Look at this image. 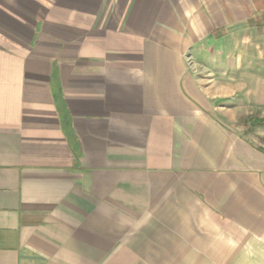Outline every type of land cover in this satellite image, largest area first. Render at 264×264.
Segmentation results:
<instances>
[{"label":"crops","instance_id":"1","mask_svg":"<svg viewBox=\"0 0 264 264\" xmlns=\"http://www.w3.org/2000/svg\"><path fill=\"white\" fill-rule=\"evenodd\" d=\"M252 114L264 0H0V264H264Z\"/></svg>","mask_w":264,"mask_h":264},{"label":"rangeland","instance_id":"2","mask_svg":"<svg viewBox=\"0 0 264 264\" xmlns=\"http://www.w3.org/2000/svg\"><path fill=\"white\" fill-rule=\"evenodd\" d=\"M241 50L242 48H238V50L235 51V56L236 54L238 56L241 55ZM241 124L245 126V129L243 130L246 135L251 134L255 138L264 139V117L259 118L257 117V114H252V115L242 118Z\"/></svg>","mask_w":264,"mask_h":264}]
</instances>
